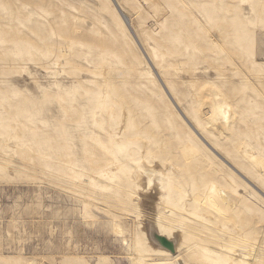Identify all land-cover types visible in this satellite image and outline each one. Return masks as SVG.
Listing matches in <instances>:
<instances>
[{
    "label": "rangeland",
    "instance_id": "obj_1",
    "mask_svg": "<svg viewBox=\"0 0 264 264\" xmlns=\"http://www.w3.org/2000/svg\"><path fill=\"white\" fill-rule=\"evenodd\" d=\"M117 1L0 0V264H264V175L239 155L264 158V0ZM155 66L196 127L208 87L230 102L233 132L203 137L249 183ZM157 219L183 236L173 257Z\"/></svg>",
    "mask_w": 264,
    "mask_h": 264
},
{
    "label": "bare ground",
    "instance_id": "obj_2",
    "mask_svg": "<svg viewBox=\"0 0 264 264\" xmlns=\"http://www.w3.org/2000/svg\"><path fill=\"white\" fill-rule=\"evenodd\" d=\"M115 1L119 6L118 1L117 0ZM119 14L123 18L122 20L119 17L125 24L127 30L130 31V33H132L135 37H137L135 34L136 32L133 29L134 24L130 16L123 10L120 11ZM158 72H159L158 68L155 66V73L159 77L161 84H163V86L168 92L167 94L168 101L171 103L173 107L175 108L177 107V110H178L177 113L179 117L185 124H187V127H189L191 133L195 135V137L202 138L205 141V143L209 146V148L212 150L214 155H216L221 161H223L226 165H228L232 170L237 171L230 164H228L226 160L222 159L220 155L218 154V152H216L210 146V144L206 142V140L203 137L204 132L209 131L210 133L215 135V137L217 136V138L226 139L233 132L234 122L236 120V114L234 113V110L230 102L226 98H224L216 89L212 87H208L205 91H203L196 97L200 101L201 108L202 106L204 107L207 106L206 108L208 111H207L206 126L204 128L196 127L190 121V119L184 113V111L179 107L177 99L172 95V93L169 92L164 81L160 78ZM239 153H240L239 155H241L244 158L245 162L249 161L253 165L257 166L260 169V171H262V174L264 175V158L258 153V151L249 142L244 141L240 144ZM136 162L139 168V178L142 180L141 181L142 184L140 187L143 189H147V191H154L156 193L154 195H158L160 200H162L163 196L165 195V190H164L165 188H164V184L161 178H159L160 171L158 169L156 170L154 167H151L149 163L147 164V161L145 162L143 160H140V161L138 160ZM250 163L248 164L250 165ZM251 168L253 169L254 167H251ZM237 174L238 176L243 178V181L248 182V179L245 178L240 172L237 171ZM262 197H264V195ZM153 225H154L153 228L156 227L159 229L158 238H164L169 243L168 244L169 246H166V245L163 246L161 245V243L158 241L157 238L154 239V243L157 248L156 251L161 253L165 257H169L173 255V253L175 256L177 254L176 252L177 247H176V242L172 239V236L176 234V236H178L179 239L183 238V236L179 235L178 232H175V229L172 226L166 225L164 222L158 219L154 220ZM114 230L118 235L122 233L118 226H115ZM166 230L170 232L168 233L169 235H167ZM205 239H207L206 234H205V237L201 238L200 243L205 242ZM233 253H234L235 258L237 257L241 259L243 255L239 250H234ZM245 256L248 257L249 255L246 253ZM235 258L228 259L227 264H243V263L238 262V259L237 258L235 259ZM134 261L139 262V260L137 259Z\"/></svg>",
    "mask_w": 264,
    "mask_h": 264
},
{
    "label": "water",
    "instance_id": "obj_3",
    "mask_svg": "<svg viewBox=\"0 0 264 264\" xmlns=\"http://www.w3.org/2000/svg\"><path fill=\"white\" fill-rule=\"evenodd\" d=\"M158 241H159V242L161 243V245H163V246H164V245L169 246V245H168L169 243H168L164 238H158ZM166 246H165V247H166Z\"/></svg>",
    "mask_w": 264,
    "mask_h": 264
}]
</instances>
